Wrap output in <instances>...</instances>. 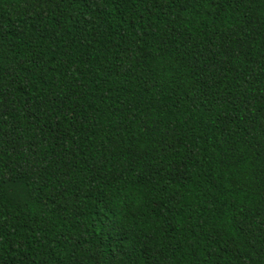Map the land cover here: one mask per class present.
Wrapping results in <instances>:
<instances>
[{
    "label": "trees",
    "instance_id": "16d2710c",
    "mask_svg": "<svg viewBox=\"0 0 264 264\" xmlns=\"http://www.w3.org/2000/svg\"><path fill=\"white\" fill-rule=\"evenodd\" d=\"M0 264H264V0H0Z\"/></svg>",
    "mask_w": 264,
    "mask_h": 264
}]
</instances>
